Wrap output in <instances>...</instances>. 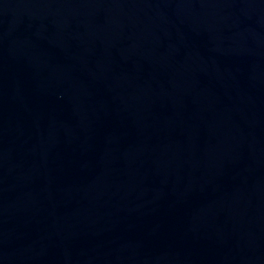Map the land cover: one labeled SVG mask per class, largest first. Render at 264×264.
I'll list each match as a JSON object with an SVG mask.
<instances>
[{
    "label": "water",
    "instance_id": "obj_1",
    "mask_svg": "<svg viewBox=\"0 0 264 264\" xmlns=\"http://www.w3.org/2000/svg\"><path fill=\"white\" fill-rule=\"evenodd\" d=\"M0 264H264V0H0Z\"/></svg>",
    "mask_w": 264,
    "mask_h": 264
}]
</instances>
